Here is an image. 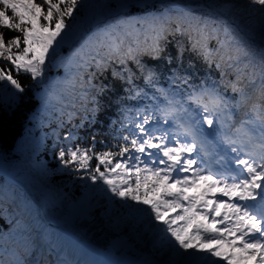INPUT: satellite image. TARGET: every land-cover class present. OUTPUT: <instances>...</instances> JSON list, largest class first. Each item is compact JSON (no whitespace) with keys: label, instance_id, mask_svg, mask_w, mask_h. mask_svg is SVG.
<instances>
[{"label":"trees","instance_id":"trees-1","mask_svg":"<svg viewBox=\"0 0 264 264\" xmlns=\"http://www.w3.org/2000/svg\"><path fill=\"white\" fill-rule=\"evenodd\" d=\"M181 17H184L183 27L191 33V38L174 31ZM154 18L163 20L169 31L161 41L163 52L159 59H153L145 51L139 56L140 64L154 73L151 84L146 82L144 73L133 61L126 65L113 62L103 75L92 79L95 88L82 89L79 83L75 87L67 83L76 71L69 67V58L73 62L78 59L73 53L79 48L82 37L99 38L103 30H114L113 36L117 42L124 41L125 49L130 45L146 50L152 43ZM73 23L72 36L57 48V55L48 62L43 79L34 81L23 72L18 76L14 72V77L25 88L23 94L15 93L11 86L0 82V158L7 171L39 202L51 224L38 226L41 221L38 205L0 174V264H68L58 260L48 242L50 236L58 234L54 227H61L82 242L105 252L111 250L115 240L124 236L137 251L154 260L164 261L170 257L182 263L172 247L174 241L161 230L163 226L154 221L143 205L130 199L122 200L102 182L92 183L87 178L89 172L64 167L57 153L61 147L87 146L93 137L97 152L114 150L113 145L120 143L119 137L135 131L134 124L128 127H122V124L142 118L137 117L138 112H150L167 102L158 89L164 90L169 97L186 101L193 89L198 90L202 83L212 86L216 81L221 94L235 103L239 95L224 88L220 74L192 51V41L196 38L193 26L207 23L209 32L218 30L209 41L213 50L218 47L215 37L218 35L223 40L227 30L234 45L247 52L242 64L250 62L258 71L261 49H264V11L250 0H88V6L80 10ZM16 34L6 32L9 37ZM181 47L184 50L182 57L178 51ZM86 51L95 55V50ZM99 51L103 54L106 49ZM4 63L0 61V67ZM125 67L132 71V84L111 74L115 69L126 76ZM88 71L95 72V67ZM181 78H187L188 83ZM235 78L231 71L226 77L232 81ZM84 79L87 81L89 77L85 75ZM259 83L257 78L256 84L250 85L245 78L250 99L247 107L233 110L237 123L245 112L250 114L252 104L260 103L254 91ZM85 91L88 96L82 98L81 93ZM137 91L142 95L130 99ZM186 106L195 110L194 105ZM94 108L98 111L93 112ZM69 113L74 115L70 117ZM155 114L159 116L157 111ZM155 123L163 122L154 119L151 124ZM70 133L75 140L65 139ZM22 176H26L31 185ZM162 193L161 188L155 194L150 193V197L160 199ZM87 195L91 204L90 216L67 222L66 217L72 212L70 203ZM181 211L179 208L167 211L165 217L177 216ZM179 223L183 224V221ZM193 230L190 228L189 232Z\"/></svg>","mask_w":264,"mask_h":264},{"label":"snow or ice","instance_id":"snow-or-ice-1","mask_svg":"<svg viewBox=\"0 0 264 264\" xmlns=\"http://www.w3.org/2000/svg\"><path fill=\"white\" fill-rule=\"evenodd\" d=\"M250 3L264 11V0H250ZM87 6L88 0H0V61L5 62L0 67V82L11 86L15 93L23 94L25 88L14 77V72L17 76L23 72L34 81L43 79L48 62L57 55V48L72 36L73 22ZM183 20L181 17L174 31L191 38V33L183 27ZM208 27L207 23L193 26L196 38L192 41V51L220 74V83L237 93L239 100L233 103L226 99L216 81L212 86L202 83L198 90L193 89L188 94L186 101L169 97L158 89L164 94L167 105L156 109L159 116L145 110L137 113V117L142 118L122 124V127L134 124L135 131L119 137L120 143L113 145L114 150L97 152L93 137L91 144L61 147L57 155L64 167L89 172L87 178L92 183L102 182L122 200L130 199L143 205L174 241L172 247L182 264H219L221 260L239 264L257 254L258 264H264V49H261L262 59L257 71L250 62L242 64L247 52L234 45L227 30L223 40L218 35L215 37L218 47L211 49L209 41L218 30L209 32ZM113 31L105 29L99 38H81L79 48L73 53L78 59L73 62L69 58V67L76 71L67 83L73 87L79 83L82 89L95 88L92 79L96 75H103L113 62L126 65L128 61L137 64L147 83L153 82L154 73L140 64L139 56L145 51L153 59L160 58L161 41L169 31L165 22L153 19L152 43L146 50L130 45L125 49L124 41L117 42ZM6 32L18 34L9 37ZM101 48L106 49L103 54L99 51ZM86 50H95V55ZM178 51L182 57L183 48ZM92 66L95 72L88 71ZM230 71L235 73V81L226 79ZM124 72L126 76L113 69L111 74L132 84L131 69L125 67ZM85 75L89 77L87 81ZM245 78L250 85H255L259 79L254 91L260 103L252 104L250 114L245 112L237 123L233 110L247 107L250 99ZM181 79L188 83L187 78ZM141 95L137 91L129 98ZM81 96L87 98L88 92H82ZM189 104L194 105L195 110L186 106ZM72 115L69 113L70 117ZM154 119L174 126L175 131L159 125L149 128ZM204 125L211 131H205ZM209 136L218 137V144L225 148L223 155L216 154L218 171L208 167L211 160L206 147ZM65 139L75 140L76 137L70 133ZM93 160L95 164L91 163ZM202 184L206 187L198 191ZM161 188L162 198L150 197V193L155 194ZM189 192L198 194L190 196ZM177 208L182 210L181 214L165 217L167 211ZM193 225L194 230L189 232ZM194 238L200 243H194ZM225 245L229 249L227 253L221 250Z\"/></svg>","mask_w":264,"mask_h":264},{"label":"rangeland","instance_id":"rangeland-1","mask_svg":"<svg viewBox=\"0 0 264 264\" xmlns=\"http://www.w3.org/2000/svg\"><path fill=\"white\" fill-rule=\"evenodd\" d=\"M167 105V103H164L162 105L159 106V108H163ZM153 113V112H151ZM149 126V125H148ZM160 126V125H159ZM161 127V126H160ZM174 126H168V128L172 129ZM205 131L210 132L211 130L207 129V126L204 125L203 126ZM149 128H153V127H149ZM206 147L209 151V154L211 156V160L208 164V167L211 169L212 168V163L215 161L216 159V154H220L223 155L225 152V148L223 145H219L218 144V137H214V136H209L207 139V143H206ZM232 154L229 153V156H231ZM23 179H25V181L31 185L30 180L26 177V176H22ZM202 187L205 188L206 185L202 184ZM190 196L191 195H196L194 192H189L188 193ZM217 198H219V193H216ZM71 207H72V212L69 216L66 217V221L72 223L73 221H75L78 217H89V213L91 211V204H90V200H89V196H85L83 197L81 200L79 201H75V202H71ZM223 211V210H222ZM219 219V218H218ZM42 222L39 221L38 222V226L41 227ZM195 228V225H193ZM218 227H223V225H218ZM64 234H53L52 236H50V238L48 239L49 244L52 246V248L54 249V251L56 252V254L58 255L59 258L67 260L70 264H81L79 262V260L77 259L78 256L82 259V258H87L86 256L89 255L90 252L94 253L96 257H93V260H89L88 258L84 261L83 264H106L107 260L104 258V256H99L94 250L92 251L89 247H86L84 245L81 244H77L78 247L75 248V250H73V252L76 253V257L75 258H71L68 256V254L72 251V248L70 247V245L68 246L69 249H67V252H63L61 251L60 245L63 244L64 240ZM194 243H200L199 240L194 239L193 240ZM222 252L227 253L229 251L227 245H225L222 249ZM109 255H115L116 257L122 258V257H126L127 255H131V256H138V255H144L145 257H147L150 260L156 261V262H160V263H164V264H182V263H178L177 260L173 259V258H167L164 261H157L154 260L152 258H150L147 254L143 253V252H139L137 251L133 244H131L130 242L127 241V239L122 236L119 239L115 240L113 242V244L111 245V250L109 252H105ZM91 255H89L88 257H90ZM99 256V258L97 257ZM259 254H257L256 257H254L251 260H246V261H240L239 264H242L243 262H245L246 264H258L259 262Z\"/></svg>","mask_w":264,"mask_h":264},{"label":"bare ground","instance_id":"bare-ground-1","mask_svg":"<svg viewBox=\"0 0 264 264\" xmlns=\"http://www.w3.org/2000/svg\"><path fill=\"white\" fill-rule=\"evenodd\" d=\"M215 171L219 170V167L214 168ZM64 236V240L63 244L60 245L61 251L63 252H67L68 246L70 245V247L72 248V251L68 254L69 257L71 258H75L76 253L73 252V250H75V248L78 247V243L77 241L73 238V237H69L68 235H63ZM92 251L94 249H91ZM99 256H104V258L107 260L106 264H164V263H160V262H156L153 260L148 259L147 257H145L144 255H138V256H131V255H127L126 257H116L115 255H109L105 252L102 251H96L94 250ZM229 252V251H228ZM89 255H91L90 257H88ZM88 256H86L89 260H93V257H96L94 253L90 252ZM99 256H97L99 258ZM77 258V257H76ZM87 258H80L78 256V260L81 264L84 263V261ZM214 259V258H213ZM219 264H227V262L225 261H219ZM242 264H246L245 262H243Z\"/></svg>","mask_w":264,"mask_h":264},{"label":"water","instance_id":"water-1","mask_svg":"<svg viewBox=\"0 0 264 264\" xmlns=\"http://www.w3.org/2000/svg\"><path fill=\"white\" fill-rule=\"evenodd\" d=\"M0 173L5 177L7 178L10 182L16 184L17 186H19L21 189H23L26 193H28V190L18 181L16 180L14 177H12L8 171L6 170L5 166H4V163H3V159L0 158ZM28 196L31 200L35 201V199L33 198V196L31 194L28 193ZM36 202V201H35ZM37 203V202H36ZM62 233H65L67 234L66 232H64L63 230L59 229ZM71 237H73L72 235L70 234H67Z\"/></svg>","mask_w":264,"mask_h":264}]
</instances>
